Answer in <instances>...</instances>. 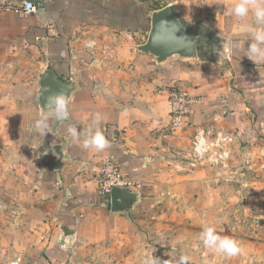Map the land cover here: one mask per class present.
<instances>
[{"label":"crops","instance_id":"obj_1","mask_svg":"<svg viewBox=\"0 0 264 264\" xmlns=\"http://www.w3.org/2000/svg\"><path fill=\"white\" fill-rule=\"evenodd\" d=\"M48 1L44 14L22 16L0 8V198L3 192L9 226L42 233L48 264H66L79 246L112 240L133 246L142 235L156 234L168 215L146 206L167 195L183 197L177 184L189 186L187 200L203 197L210 171L189 169L179 154L189 146V132H164L165 89L174 83L204 100L191 118L194 125L215 124L238 136L232 169L212 173L213 185H230L228 197H220L264 204V63L246 57L253 42L246 28L264 25L256 24L251 9L237 18L231 9L239 0ZM173 4L187 19L206 22L223 41L226 60L219 56L222 62L213 65L176 57L159 66L136 50L147 42L152 14ZM88 42L95 48H87ZM46 70L78 88L68 121L58 126L41 115L37 103L39 74ZM43 117L46 134L35 128ZM97 133L108 146L85 148ZM55 145L63 146L60 164L53 153L44 154ZM106 157L115 159L135 185L131 189L143 197L128 214H112L108 197L99 193ZM243 161L253 171H244ZM248 186L258 192L245 190ZM254 210L264 217L262 208ZM201 213L187 208L182 214Z\"/></svg>","mask_w":264,"mask_h":264},{"label":"rangeland","instance_id":"obj_2","mask_svg":"<svg viewBox=\"0 0 264 264\" xmlns=\"http://www.w3.org/2000/svg\"><path fill=\"white\" fill-rule=\"evenodd\" d=\"M208 170L211 175L207 178L211 180L210 185L203 189L204 194L200 200H187L184 194L189 186L177 184V192L182 193L183 197L175 194L171 197L167 195L163 200L149 201L146 209H152L159 214L166 212L168 215L163 220L167 224L163 223L164 228L156 234L142 235L138 244L133 246L121 244L116 240L79 246L66 264H145L152 256L165 264H177L181 256L189 258L188 264H264V217L254 210L260 207L264 211L263 202H232L228 198L222 199L220 194L228 197L230 185L223 182L220 186L213 185L212 173L216 175L219 171ZM238 186L237 191L243 192V187ZM1 187L4 188V185ZM245 190L258 192L249 186L245 187ZM3 194L2 192L0 198V264H8L17 257L22 258L23 264H36L39 258L38 264H48L46 248H41V232L36 233L31 229L20 231L15 223L12 226L6 223L9 217L4 216L3 204L6 201L3 200ZM107 197L110 211V196ZM142 199L140 194L139 203ZM187 208L196 211L200 209L202 213L196 217L185 218L182 213H185ZM245 210L249 213L252 211L253 215H245ZM229 211L235 214L230 215ZM156 215L159 217L158 213ZM258 220L262 227L256 225ZM206 227L214 228L215 234L222 238L224 236L239 239L237 243L241 251L234 257H227L205 247L200 235Z\"/></svg>","mask_w":264,"mask_h":264},{"label":"water","instance_id":"obj_3","mask_svg":"<svg viewBox=\"0 0 264 264\" xmlns=\"http://www.w3.org/2000/svg\"><path fill=\"white\" fill-rule=\"evenodd\" d=\"M2 1L0 0V4ZM16 3H33L36 13L44 14L49 8L48 0H10ZM136 50L143 55L153 57L156 64L161 66L178 58L182 61L198 60L201 63L219 65L227 59L223 41L216 36L205 21L190 20L184 17L177 4L155 11L151 17V28L147 42ZM39 91L37 103L42 116L50 115L55 124L61 125L68 121L70 101L78 88L59 78L53 70L39 74ZM63 94L67 101V118L58 120L53 115L48 97ZM53 153L58 163L65 159L63 146L55 145L46 149L44 154ZM140 201V194L130 187H114L110 194V211L112 214H128L134 210Z\"/></svg>","mask_w":264,"mask_h":264},{"label":"built area","instance_id":"obj_4","mask_svg":"<svg viewBox=\"0 0 264 264\" xmlns=\"http://www.w3.org/2000/svg\"><path fill=\"white\" fill-rule=\"evenodd\" d=\"M0 8L13 11L19 15H32L36 13V6L33 3H16L10 0L2 1ZM86 47L95 48V43L88 42ZM102 48V53H105ZM167 102L169 106V122L164 132L176 136L178 132H189V146L187 150H181L183 161L191 170L214 169L229 171L235 162L238 136L228 132L215 124L207 126H196L191 122L193 115L202 107L204 100L201 96L195 95L184 86L174 83L168 86ZM227 152V157L224 153ZM264 158V154H263ZM244 171H253L250 162L241 165ZM99 193L101 196H110L114 187L135 186L125 175L122 168L116 163L113 157H106L101 165L98 178ZM256 225L261 226V222ZM8 264H23L22 258L17 257Z\"/></svg>","mask_w":264,"mask_h":264},{"label":"clouds","instance_id":"obj_5","mask_svg":"<svg viewBox=\"0 0 264 264\" xmlns=\"http://www.w3.org/2000/svg\"><path fill=\"white\" fill-rule=\"evenodd\" d=\"M249 9L252 10V15L255 18L257 25H264V0H239V3L231 9V13L237 18H244L248 15ZM247 31L251 33L252 43L247 49V58L250 59L255 64L264 63V27L259 28H246ZM48 103L50 105L53 115L58 120H63L67 118V101L63 94L50 95L48 97ZM35 128L41 134H46L48 123L47 117H43L36 121ZM69 134L73 137L77 135L75 128L68 129ZM107 142L104 138L97 133L91 139L86 140L84 147H95L97 150H102L107 147ZM227 152L224 156L227 157ZM200 239L205 245L215 253L223 254L227 257H234L240 251L238 243L227 237H220L215 234V229L212 227H206L201 232ZM189 258L186 256H181L177 264H188ZM145 264H165L159 258H154L153 256L145 261Z\"/></svg>","mask_w":264,"mask_h":264},{"label":"trees","instance_id":"obj_6","mask_svg":"<svg viewBox=\"0 0 264 264\" xmlns=\"http://www.w3.org/2000/svg\"><path fill=\"white\" fill-rule=\"evenodd\" d=\"M159 9V8H158Z\"/></svg>","mask_w":264,"mask_h":264}]
</instances>
